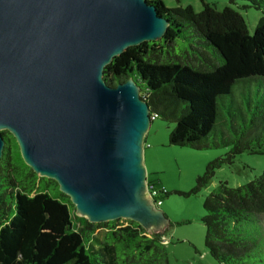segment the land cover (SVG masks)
Segmentation results:
<instances>
[{"label": "trees", "instance_id": "16d2710c", "mask_svg": "<svg viewBox=\"0 0 264 264\" xmlns=\"http://www.w3.org/2000/svg\"><path fill=\"white\" fill-rule=\"evenodd\" d=\"M148 1L169 21L167 33L162 40L128 47L106 66L104 78L116 87L133 77L153 120L175 123L171 145L199 151L230 148L198 177L192 192H200L238 154H264V0H245L263 12L253 34L232 6L218 10L201 0L196 12L190 4L167 7L163 0ZM189 25L217 63L162 60L167 46L187 38ZM2 134L7 143L0 159V264H170L165 231L149 232L130 219L95 223L81 217L55 180L39 177L24 162L11 132ZM150 184L159 192L155 201L169 193ZM204 206L210 255L221 264H262L264 170L237 187L220 182Z\"/></svg>", "mask_w": 264, "mask_h": 264}, {"label": "water", "instance_id": "95a60500", "mask_svg": "<svg viewBox=\"0 0 264 264\" xmlns=\"http://www.w3.org/2000/svg\"><path fill=\"white\" fill-rule=\"evenodd\" d=\"M168 27L148 0H0V159L7 130L81 217L163 232L170 221L150 195L144 161L149 104L133 77L114 87L104 75L128 47L162 40Z\"/></svg>", "mask_w": 264, "mask_h": 264}, {"label": "rangeland", "instance_id": "374dc122", "mask_svg": "<svg viewBox=\"0 0 264 264\" xmlns=\"http://www.w3.org/2000/svg\"><path fill=\"white\" fill-rule=\"evenodd\" d=\"M163 1L167 7L190 4L196 12L200 11L203 6L201 0ZM206 1L215 4L218 10L232 6L244 16L252 34L263 17L261 9L252 7L245 0H238L236 4L229 0ZM186 35L187 38L178 39L164 49L162 60L188 62L191 65L196 62L204 66L217 63V57L212 49L203 43V38L197 35L191 25L188 26ZM261 84V90L264 91V80ZM242 87L245 90L248 89L245 84ZM257 88V83H255L253 89ZM235 93H239L237 89ZM228 100L229 95L226 96V101ZM174 127L175 123L162 118L151 121L144 149V161L148 172L147 182H154L169 192L163 195L162 205L158 207L170 221L164 230L169 263L221 264L210 255L205 242L207 231L202 220L206 214L205 198L219 186L220 182H227L229 187H237L257 178L264 170V154L257 155L247 152L238 154L232 165H225L216 171L214 179L206 188L193 193L196 180L204 174L209 162L230 152V148L199 151V149L171 145L169 135ZM49 190L55 194L57 189L51 185ZM255 259L258 261V258L252 257L253 261ZM254 264L259 263L255 261Z\"/></svg>", "mask_w": 264, "mask_h": 264}, {"label": "built area", "instance_id": "2783aa9c", "mask_svg": "<svg viewBox=\"0 0 264 264\" xmlns=\"http://www.w3.org/2000/svg\"><path fill=\"white\" fill-rule=\"evenodd\" d=\"M151 118L153 120L155 118V116H151ZM148 188H149V191H150V195L154 199V197L159 193L158 190L154 189V187L150 183H148ZM154 202H155L157 207L162 205V201L161 200H158V201L154 200ZM165 243H166V241H165Z\"/></svg>", "mask_w": 264, "mask_h": 264}]
</instances>
